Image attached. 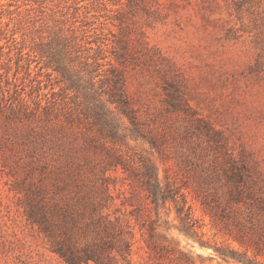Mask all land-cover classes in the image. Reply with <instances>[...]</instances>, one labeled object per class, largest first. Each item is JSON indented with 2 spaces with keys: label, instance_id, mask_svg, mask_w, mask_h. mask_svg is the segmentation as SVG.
<instances>
[{
  "label": "rangeland",
  "instance_id": "obj_1",
  "mask_svg": "<svg viewBox=\"0 0 264 264\" xmlns=\"http://www.w3.org/2000/svg\"><path fill=\"white\" fill-rule=\"evenodd\" d=\"M235 172L264 199V0H0V264H264Z\"/></svg>",
  "mask_w": 264,
  "mask_h": 264
},
{
  "label": "trees",
  "instance_id": "obj_2",
  "mask_svg": "<svg viewBox=\"0 0 264 264\" xmlns=\"http://www.w3.org/2000/svg\"><path fill=\"white\" fill-rule=\"evenodd\" d=\"M122 108L128 105V101H116ZM152 166L149 170L144 173V186L148 192V197L151 202L159 205L161 201L164 203L169 198L160 187L159 180ZM234 170V168H233ZM228 198L225 203H221L213 200H206L204 204L207 206L208 210L212 214V217L219 219H224L229 217V212L227 211L233 204H243L248 205L252 208L260 209L264 212V199L256 198L254 191L246 183V177L242 172H235L228 175ZM183 206L178 207L177 213L179 216L183 213ZM255 210H251L244 217H235L233 221V229H230L231 235L241 244H249L253 246L256 253L260 254L264 246V222L257 218ZM189 211V210H188ZM188 215V214H187ZM204 245V243H201ZM208 246V245H207ZM214 251L218 256L227 260H235L240 262H245L247 264H263L256 262L247 258L246 255L239 254L233 249L226 248L222 249L220 247H213ZM155 256L159 257L158 248L152 246L150 248ZM181 253V252H180ZM257 254V255H258ZM95 257L92 255H87L86 260H92ZM78 260V261H77ZM81 259L69 258L68 262L72 264H79ZM180 264H195L192 257L188 254L181 253Z\"/></svg>",
  "mask_w": 264,
  "mask_h": 264
}]
</instances>
